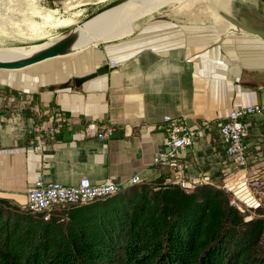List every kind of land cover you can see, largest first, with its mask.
Here are the masks:
<instances>
[{"label": "crops", "instance_id": "0c3cea01", "mask_svg": "<svg viewBox=\"0 0 264 264\" xmlns=\"http://www.w3.org/2000/svg\"><path fill=\"white\" fill-rule=\"evenodd\" d=\"M234 1L227 9L211 5L219 11L213 15L189 5L174 16L152 14L134 28L131 21L128 33L92 44L64 70L50 68L55 80L71 78L64 89V83L31 77L33 72L0 70V199L24 208L42 173L47 182L66 186L85 177L93 184L113 178L122 189L135 176L145 182L165 180L169 170L154 158L166 148L160 125L167 115H188L191 124L203 128L187 153L186 175L210 174L218 186L230 172H238L242 193L264 166V113L244 120L249 164L240 169L226 158L217 125L234 109L264 104V38L234 27L221 13L239 18L248 13L259 20L256 12L264 10L254 2L247 11ZM98 68L108 72L75 84L74 79ZM36 106L73 120L43 154L19 150L30 146L33 122L39 119ZM91 121L110 124L111 137H85ZM43 162L48 167L42 172Z\"/></svg>", "mask_w": 264, "mask_h": 264}, {"label": "trees", "instance_id": "16d2710c", "mask_svg": "<svg viewBox=\"0 0 264 264\" xmlns=\"http://www.w3.org/2000/svg\"><path fill=\"white\" fill-rule=\"evenodd\" d=\"M54 213L0 199V264H264V218L214 186L159 178Z\"/></svg>", "mask_w": 264, "mask_h": 264}, {"label": "built area", "instance_id": "2783aa9c", "mask_svg": "<svg viewBox=\"0 0 264 264\" xmlns=\"http://www.w3.org/2000/svg\"><path fill=\"white\" fill-rule=\"evenodd\" d=\"M34 114L39 119L33 122L32 133L34 135L32 145L21 148L20 151L39 152L46 148L49 142L55 141L64 128L73 122L60 111L42 113L36 106ZM264 112V104L253 105L241 109L232 110L226 120L217 125L221 146L226 158L236 165L237 169L249 164L248 146L246 139L248 130L245 124L247 117L261 114ZM202 127L190 123L188 115L164 116L160 125V130L165 135L166 148L154 158L156 165H163L169 170V177L165 179V184L178 186L189 193L197 191L202 186L221 187L231 192L230 182H234L236 173L232 171L226 176L224 183L216 186L214 178L207 173L193 176L186 175L188 168L186 160L187 153L193 148L197 139L202 135ZM31 133V134H32ZM112 133L111 128L105 123L87 122L85 125L84 136L95 137L104 140ZM140 176H135L128 183V186L141 183ZM248 193V206L257 208L264 198V182L259 175L250 178L249 184L245 185ZM234 188V186H233ZM122 189V187H121ZM120 191L117 182L111 178L101 183L93 184L88 178H82L75 186H66L60 183H46L40 178L28 191L24 209L33 215L41 216L48 221L52 211L59 207L87 204L99 198H105ZM239 197L238 190L232 191ZM232 205L237 207L242 213L244 207L236 200Z\"/></svg>", "mask_w": 264, "mask_h": 264}, {"label": "rangeland", "instance_id": "374dc122", "mask_svg": "<svg viewBox=\"0 0 264 264\" xmlns=\"http://www.w3.org/2000/svg\"><path fill=\"white\" fill-rule=\"evenodd\" d=\"M6 1L7 0H0V14H1L0 15V26L3 25L5 29H8L9 33L8 32L5 33L8 36L7 35L5 36L4 33H0V39H1L0 47H30L33 45H39V44H43L46 42H51V43L55 42L58 39L65 36L69 30L76 27L78 23L84 20L91 12L95 11L96 9L100 8L101 6H103L104 4L112 0H34L35 2L36 1L38 2L39 8L44 9L46 11L47 13L46 16H41L38 12L30 11L31 7L26 4L25 0H8L7 2ZM183 1L170 4L171 6L165 5L160 10H156L153 12L151 11V13H149L148 15L137 18L132 23V28H134L135 23L144 21L146 17L149 18L150 15L152 14H155L156 16L160 15V16H165V17H168L170 15L174 16L179 10H182V8L190 5V6H196V7L198 6L201 8L202 12L203 11H205V13L209 12L207 14L213 15V14L219 13V11L217 9L216 10L212 9L211 5L213 7H215L216 5L218 8L223 7V9H227L228 7L230 8L231 2H235L234 0H188L187 2L186 1L183 2ZM19 2H21V4ZM22 5L26 6V8H24V6ZM179 5H182V7L180 6L179 9H176ZM66 7H69V10H67ZM144 8H146V6L142 5L140 9L138 8V10H135L132 14L131 20H134L133 18L136 17V14L138 13V11ZM3 11L5 12V14ZM6 17H8L7 22H5ZM218 17H220V19L223 20L221 16H218ZM71 19L75 20L74 21L75 25L73 24L70 26H61L62 21L71 20ZM12 30L17 31L18 33H15ZM92 44L96 45L98 44V42L89 43L87 46L81 47L82 49L80 48L81 50L79 49V52L75 54L48 60L43 63L29 67L27 69H24L21 71H15L12 74L30 75V72H33L31 77H37L36 78L37 80L53 79L49 82H52V84L56 86L61 85L65 82L70 81L71 78L67 76L65 78L55 80V78L51 77L50 75V68H58V65H60V69L58 68L57 70H64V65L67 62H70L71 61L70 59H73L74 57H78L82 53L86 52L88 49L92 47L91 46ZM54 72L55 71H52V76L59 77V73L58 72L54 73ZM260 105H263V104H260ZM102 123L105 124V122H102ZM106 124L111 128V131H112V133L107 136V138H109L113 134L114 128L110 124L108 123ZM33 137L34 135L32 133L31 139H33ZM32 143L33 141L30 140V146L32 145ZM30 146H28L27 148H29ZM44 150L45 148L39 152H34V153L43 154ZM47 167H48V164L46 162H43L42 172L45 171ZM235 173H236V177L234 179V182L229 183L231 192H227L226 189L221 188V187H217V188L223 190L224 192L230 195L231 203L233 200H236L241 206L244 207L243 213L237 207L236 208L245 216L246 220H251L254 218H264V198L262 199L263 201H261L262 205H259L257 208H255V207L248 206L246 202V200L248 199L245 196L241 197V195L245 193L248 196L247 190H245L246 188L245 185L249 184L250 179H248L246 184L243 186V192L239 194V197H236L235 193L232 192V191L238 190V187H237L238 186L237 185L238 184V172H235ZM258 175L260 177L262 176L261 180L264 182V166H262L260 174ZM40 178L43 180V182L52 183V182H47L42 173L36 179V186H37V181ZM131 179L128 180L127 182L129 183ZM225 179L226 178L222 180L221 184L224 183ZM143 182L144 181H142L141 183ZM117 184L120 187V191H121L122 186H120L118 182ZM136 184H140V183H136ZM195 192L196 190L194 192L192 191V193H195ZM99 199H102V198H99ZM96 200L98 199L96 198ZM74 205L79 206L80 204H74ZM60 208L62 207H59L55 209L54 211H52L51 216H53V214H55L54 212L59 210Z\"/></svg>", "mask_w": 264, "mask_h": 264}, {"label": "bare ground", "instance_id": "6f19581e", "mask_svg": "<svg viewBox=\"0 0 264 264\" xmlns=\"http://www.w3.org/2000/svg\"><path fill=\"white\" fill-rule=\"evenodd\" d=\"M25 1H26V4L31 7L30 11L38 12L41 16L47 15L44 9L39 8L37 1L36 2L34 0H25ZM179 1H183V0H135V3H131V5L127 4L122 7H118L106 13H103L99 17H97L95 20L91 21V23H89L88 25L84 26L83 28L79 30L80 32L79 41H78L79 46L81 48V47L87 46L89 43L106 41L112 38L120 37L129 32V30L131 29V26H130L131 21L134 22L137 18L148 15L149 13H151V11L153 12L156 10H160L165 5H170L173 3H177ZM184 1L187 2L188 0H184ZM19 3L21 4V2ZM142 4H144L146 8L139 10L138 13L136 14V17L133 18L134 20H131L133 12L135 10H138V8L140 9ZM24 8H26V6H24ZM66 8L67 10H69V7H66ZM7 18L8 17L5 18V22H7ZM74 21H75L74 19L62 21L61 26L73 25ZM12 31H14L15 33H18L15 30H12ZM7 32H8V29H5L4 26L1 25L0 33L5 34ZM6 35L7 34H5V36ZM50 43L51 42H46L43 44L33 45L30 47H0V61L20 60L22 58L28 57L36 53V51L41 50L42 48L48 46Z\"/></svg>", "mask_w": 264, "mask_h": 264}, {"label": "water", "instance_id": "95a60500", "mask_svg": "<svg viewBox=\"0 0 264 264\" xmlns=\"http://www.w3.org/2000/svg\"><path fill=\"white\" fill-rule=\"evenodd\" d=\"M258 1L264 4V0H258ZM131 3H135V0H112L104 4L100 8L91 12L84 20L79 22L76 27L69 30L65 36H63L62 38L58 39L55 42L50 43L48 46L42 48L41 50L36 51V53L28 57L22 58L20 60H16V61H0V70L2 71H21V70L27 69L29 67L43 63L48 60L72 55V54L79 52L80 46H79L78 41H79V33H80L79 30L81 28L91 23V21L95 20L97 17H99L103 13H106L110 10H113L118 7H122L127 4L131 5ZM256 14L259 17V20L252 15L249 16L248 13H246L247 15L246 17H241L239 18V20H237L236 18L226 13H221V16L225 20L230 22V24H232L234 27L239 28V29H245L247 31L253 32L254 34H257L264 38V14L258 13V12H256ZM251 22H254L259 25L254 26ZM107 72H108L107 68H104V69L98 68V70L94 74L76 78L74 79V82L77 86H79L82 83L90 79H93L97 77L98 75H103ZM66 86L67 84L64 83L63 85L60 86V88L64 89L66 88Z\"/></svg>", "mask_w": 264, "mask_h": 264}, {"label": "flooded vegetation", "instance_id": "af4514ba", "mask_svg": "<svg viewBox=\"0 0 264 264\" xmlns=\"http://www.w3.org/2000/svg\"><path fill=\"white\" fill-rule=\"evenodd\" d=\"M254 2H256L257 3V8H259L260 10H262V12H263V10H264V5H262V3H260L259 1H257V0H236V6H237V4H243V7L247 10V11H250L251 9H253V8H251L252 6L251 5H254ZM252 11V10H251ZM232 17H234V18H236L237 20H239V17H237V16H233L232 15ZM255 22V21H254Z\"/></svg>", "mask_w": 264, "mask_h": 264}]
</instances>
